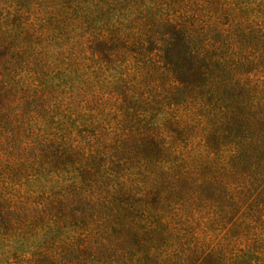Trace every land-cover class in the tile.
Wrapping results in <instances>:
<instances>
[{
  "label": "trees",
  "instance_id": "obj_1",
  "mask_svg": "<svg viewBox=\"0 0 264 264\" xmlns=\"http://www.w3.org/2000/svg\"><path fill=\"white\" fill-rule=\"evenodd\" d=\"M0 264H264V0H0Z\"/></svg>",
  "mask_w": 264,
  "mask_h": 264
}]
</instances>
